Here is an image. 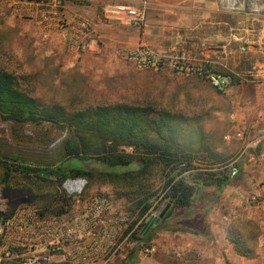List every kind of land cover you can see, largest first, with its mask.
<instances>
[{"label":"rangeland","instance_id":"374dc122","mask_svg":"<svg viewBox=\"0 0 264 264\" xmlns=\"http://www.w3.org/2000/svg\"><path fill=\"white\" fill-rule=\"evenodd\" d=\"M242 2L243 12H250L253 2ZM149 5L146 2L145 25L137 29L146 27ZM26 14L30 18L28 12ZM26 52L17 44L4 51L10 60L7 67L19 76L22 88L29 95L44 103H61L74 109L149 104L158 112L145 117L140 127L129 128L134 123L127 117L125 123L129 129L122 128L108 144L118 154H129L132 163L126 167H111L96 156L67 154L65 146L68 141L72 148L80 143L70 136L68 128L46 121L17 122L2 113L0 108V194L4 189H31L35 195L34 202L39 207L53 206L63 198V173L72 169L84 170L89 181V194L110 196L116 209L129 216L131 229L136 226L140 231L147 229L146 239H139L138 235L134 239L140 240L150 252L130 246L127 258H118L112 264H264V209L233 206L220 197L223 192L214 194L215 188H206L203 179L196 175L200 171L231 174L232 181L239 180L250 191L248 172L244 171L249 157L243 154L233 126L232 115L237 102L231 96V90L222 93L205 77L201 78L197 73L190 76L188 48L173 51L178 58V71L171 68L141 70L126 57L119 73L107 75L99 81L82 74L77 76L82 78L80 84L60 73L47 75L44 70L37 73L29 70L24 64ZM170 52L167 49L164 53ZM1 59L0 66L3 67L5 64ZM226 74L235 83L233 74ZM162 113H169L174 119L159 126L158 122L164 117ZM135 119L139 120L138 117ZM129 130L131 137H126ZM94 135L87 138L88 141L93 145L101 143ZM150 144H157L161 149L154 164L146 165L142 158ZM162 150L191 153L193 159L190 166L187 165L190 171L178 176V170L164 169L165 165L156 161L162 158ZM7 158L18 161L5 162ZM23 162L35 169L28 174L13 172L14 167L25 166ZM51 165L50 170L61 168L57 171L61 178L46 171ZM234 170L238 172L235 176L232 175ZM188 175V182L195 183L197 187L195 205L206 192L215 196L212 202L211 198L207 199L210 203L204 215L205 226L197 223L198 228L189 229L185 220L196 216L198 212L195 211L186 212L181 217L172 216L166 221L162 218L150 226V222L158 218L167 206L164 198L166 183L173 177L185 178ZM224 219L228 220L225 224ZM223 232L227 233L226 240Z\"/></svg>","mask_w":264,"mask_h":264},{"label":"crops","instance_id":"0c3cea01","mask_svg":"<svg viewBox=\"0 0 264 264\" xmlns=\"http://www.w3.org/2000/svg\"><path fill=\"white\" fill-rule=\"evenodd\" d=\"M245 1L253 2L247 13L242 0H64L67 23L84 16L92 24L88 46L78 53L68 50V28L52 19L40 26L20 9L22 1L0 0V50L21 45L27 50L24 64L29 70L60 73L77 84L82 74L99 81L119 73L127 55L140 44L161 53L188 48L189 66L194 70L232 73L235 83L228 75L233 83L231 96L237 102L233 126L243 154L249 157L244 171L250 191L235 179L220 197L233 206L264 209V0ZM144 2L150 5L146 27L141 30L103 16L107 5ZM223 236L226 240L227 233Z\"/></svg>","mask_w":264,"mask_h":264},{"label":"built area","instance_id":"2783aa9c","mask_svg":"<svg viewBox=\"0 0 264 264\" xmlns=\"http://www.w3.org/2000/svg\"><path fill=\"white\" fill-rule=\"evenodd\" d=\"M22 7L40 26L54 20L59 27L68 28V50L80 53L88 46L92 24L80 16L67 23L63 14L64 0H19ZM105 19L125 25L142 27L147 20V6L107 5ZM172 49L161 53L148 45L130 52L127 60L141 70H179L178 58ZM222 93H228L231 78L220 73L194 70ZM86 177H68L61 184L63 200L53 206L39 207L35 202L18 205L10 215L12 197L0 194V264H112L126 259L129 247H144L135 236L143 231L131 229L129 216L116 209L110 196L89 194ZM136 240V241H135Z\"/></svg>","mask_w":264,"mask_h":264},{"label":"trees","instance_id":"16d2710c","mask_svg":"<svg viewBox=\"0 0 264 264\" xmlns=\"http://www.w3.org/2000/svg\"><path fill=\"white\" fill-rule=\"evenodd\" d=\"M2 57V59H1ZM0 59L2 60L3 67L0 66V108L2 113L8 114V117L17 122H49L53 123L59 127H65L69 129L70 136L72 138L80 140L78 146L73 148L70 146V141L66 143L65 149L67 154L73 156H80L82 154L87 156H96L98 159L102 160L105 164L111 167L117 166H129L132 163V158L129 154H118L116 149L109 146L108 142H111L110 138H116L120 130L124 127L126 129L132 127H140L143 122H145V117L156 113L154 106L145 105H117L115 108L113 106H98V107H85L82 109H74L73 107H68L66 104L52 102L50 104L44 103L41 99L29 95L22 87L21 79L7 66L9 65V58L7 54L0 50ZM163 119L158 122V125H166L167 121L174 119V116L169 113H162ZM127 117L133 120L134 124H130L129 128L126 126ZM138 117V121H136ZM128 136L131 137V132L129 130ZM95 134V135H94ZM98 137L102 142L93 145L88 141L90 136ZM87 139V140H86ZM150 149L147 150L146 156L142 158V161L146 165L154 164L155 157L158 155L160 146L157 144H150ZM164 152L162 158H158L156 161H160L165 165L164 169H173L172 171L178 170V176L189 172V167L193 159L191 153H186L179 150H162ZM15 163L18 159L7 158L5 162ZM25 166L14 167L13 172H21L28 174L33 169L32 165H26L27 162H23ZM30 163V162H29ZM37 165H42L36 162ZM15 165V164H13ZM48 168V173L59 176V171L61 168H54L55 170ZM181 166V167H179ZM235 171V170H234ZM232 171V175L233 172ZM85 171L80 169H72L69 172H64L62 178L65 180L68 177H85ZM196 175L199 179H203V185L206 188L214 187V194L219 195L225 187L232 182L231 174L214 173V172H204L200 171ZM61 178V177H60ZM189 175L181 178H171L165 186L164 198L167 200V206H169L168 211L163 217V220L168 218L181 217L186 212L195 211L198 212L193 218L185 220L189 223V229L195 230L198 228L197 223L201 226H205L204 215L208 211L209 203L208 198H211V202L215 196H211V193H204L200 196L197 204L194 203L195 194L197 192V187L195 183H189L187 179ZM63 200V198H62ZM65 205L69 206L70 202L63 200ZM166 206V207H167ZM165 210V209H164ZM163 210V211H164ZM162 211V212H163ZM186 225V224H185ZM195 225V227H194ZM186 228V227H185ZM147 229L142 233L139 239H146ZM239 243V242H238Z\"/></svg>","mask_w":264,"mask_h":264},{"label":"water","instance_id":"95a60500","mask_svg":"<svg viewBox=\"0 0 264 264\" xmlns=\"http://www.w3.org/2000/svg\"><path fill=\"white\" fill-rule=\"evenodd\" d=\"M1 195L3 197H12L10 209L7 212V215H10L13 210L20 204H31L35 201V195L33 194L31 189H4L1 192ZM168 209L169 206L165 208V210L160 214L158 218H154L150 222V226L157 224V222L164 217Z\"/></svg>","mask_w":264,"mask_h":264}]
</instances>
